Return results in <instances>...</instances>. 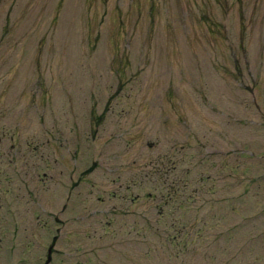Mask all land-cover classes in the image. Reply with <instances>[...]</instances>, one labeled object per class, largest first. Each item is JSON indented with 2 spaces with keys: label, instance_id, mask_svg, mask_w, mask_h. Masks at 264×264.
I'll return each mask as SVG.
<instances>
[{
  "label": "rangeland",
  "instance_id": "rangeland-1",
  "mask_svg": "<svg viewBox=\"0 0 264 264\" xmlns=\"http://www.w3.org/2000/svg\"><path fill=\"white\" fill-rule=\"evenodd\" d=\"M0 264H264V0H0Z\"/></svg>",
  "mask_w": 264,
  "mask_h": 264
}]
</instances>
